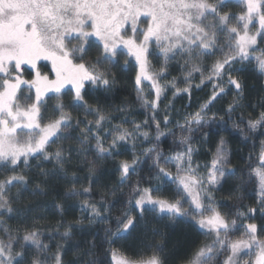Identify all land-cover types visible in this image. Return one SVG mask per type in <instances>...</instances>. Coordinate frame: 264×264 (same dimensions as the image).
I'll list each match as a JSON object with an SVG mask.
<instances>
[{
  "label": "snow or ice",
  "instance_id": "snow-or-ice-1",
  "mask_svg": "<svg viewBox=\"0 0 264 264\" xmlns=\"http://www.w3.org/2000/svg\"><path fill=\"white\" fill-rule=\"evenodd\" d=\"M0 264H264V0H0Z\"/></svg>",
  "mask_w": 264,
  "mask_h": 264
},
{
  "label": "trees",
  "instance_id": "trees-1",
  "mask_svg": "<svg viewBox=\"0 0 264 264\" xmlns=\"http://www.w3.org/2000/svg\"><path fill=\"white\" fill-rule=\"evenodd\" d=\"M171 72H172V75H177L178 74V69H177V67L175 65L171 66ZM130 78H131V74H129V76H127V77H122V79H129V80H130ZM169 78H171V77H169ZM248 79H249V83H251L254 79H256V74L250 72L249 76H248ZM119 91L121 93H127L130 96L131 99H133V100L135 99V94L133 92H131L130 88L121 89ZM208 94H209V88H205L203 91H194L193 95H192V98H191V106H192V108L194 109L197 106L198 103L202 102L207 97ZM254 95H255V93H253V96ZM167 96H168L169 99L171 98V90L168 91ZM251 98L252 97L250 96V99ZM121 99H122V96L118 95L116 97L115 102L119 103ZM229 99H230V97H228V98L226 97L220 103L216 104L215 108L213 110L214 111L222 110L223 107L226 106V103H227V101ZM166 103H167V101H166ZM173 103H174V108L182 109L184 105L189 103V100H188L187 96H185L184 98L177 97L176 100ZM163 105L164 104H161V108H163ZM237 115H239V113H237ZM131 118H135L137 120H143L144 116H143L142 111H138V112L132 113L131 116H130V119ZM160 118L162 120V116ZM217 139H218V137H214L213 138V147H214L215 141ZM228 139H229L230 144L233 147V149H235L236 148L235 141L231 137H228ZM164 147H165V151H167V145H165ZM246 151L247 150H245V154H246ZM129 156H130V153H129ZM121 158H125V157H121ZM201 159H203V157H201ZM233 163L237 164V160L235 158L233 160ZM237 166H239V165H237ZM72 215H73V213H70L68 215V217H66V218L67 219H71ZM161 226L163 227L164 225L162 224ZM168 231H169V247H171L172 242L174 241V239L178 235H187L191 239H197L198 238V237H196L194 235V233H192L188 229L176 228L174 230L171 226H168Z\"/></svg>",
  "mask_w": 264,
  "mask_h": 264
},
{
  "label": "rangeland",
  "instance_id": "rangeland-1",
  "mask_svg": "<svg viewBox=\"0 0 264 264\" xmlns=\"http://www.w3.org/2000/svg\"><path fill=\"white\" fill-rule=\"evenodd\" d=\"M233 2H235V0H233ZM167 94H168V92H167ZM227 98H228V97H227ZM166 101H167V100H163L162 104H165ZM175 109H176V108H175ZM174 115H175V113H174Z\"/></svg>",
  "mask_w": 264,
  "mask_h": 264
}]
</instances>
